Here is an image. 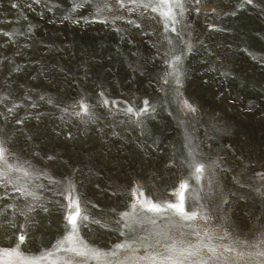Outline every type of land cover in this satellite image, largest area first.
I'll list each match as a JSON object with an SVG mask.
<instances>
[{
	"label": "rangeland",
	"instance_id": "374dc122",
	"mask_svg": "<svg viewBox=\"0 0 264 264\" xmlns=\"http://www.w3.org/2000/svg\"><path fill=\"white\" fill-rule=\"evenodd\" d=\"M173 12L0 0V249L23 235L40 264H264V0ZM183 181L196 219L141 207ZM73 197L89 217L74 246L99 259L55 247Z\"/></svg>",
	"mask_w": 264,
	"mask_h": 264
},
{
	"label": "snow or ice",
	"instance_id": "6c2138e0",
	"mask_svg": "<svg viewBox=\"0 0 264 264\" xmlns=\"http://www.w3.org/2000/svg\"><path fill=\"white\" fill-rule=\"evenodd\" d=\"M118 2L123 3V0H118ZM132 3L142 5L145 8L151 7L153 11H158L159 14L165 18L173 19L174 20V12L173 7L180 8L183 5V0H131ZM195 2L198 4L200 3V0H195ZM248 3H251L252 0H247ZM79 6V5H77ZM179 59V58H177ZM178 82V81H177ZM147 103V102H145ZM185 107L189 108L191 111H195V109H192L190 105H187L185 103ZM81 108L83 111H87L86 107L84 105H81ZM127 111L129 113L132 112L131 108H128ZM6 149L0 145V160L4 159ZM194 172L199 174L204 171V165H193ZM28 173H25L27 175ZM2 172H0V176H2ZM197 179H199V176H197ZM189 185L187 181H183L179 184L178 189L176 190L175 195L177 196V202L175 203H167L166 205H161L157 203H153L151 201H141V207L143 209H146L149 212L153 213H161L164 211L171 210L173 214L180 216L182 219L185 220H194L196 219L197 213L196 212H187L185 210V192L188 190ZM28 195H32V193H27ZM133 197H143V192L140 191L137 193V190H133L132 192ZM70 210L68 215L65 216L66 220V228H69V233L63 240H60L57 242V245L55 246L57 250L64 249L69 252H73L78 256H87L91 255L92 258L99 259L102 255L98 251H94L92 249H85L83 246L81 248H77L74 245L79 243L78 240V222L87 221L89 217L84 214L80 208L79 200L77 198H72V202L67 206ZM133 208H135V204L133 205ZM125 216L128 214L125 213ZM95 223H99V221H94ZM155 221H153L154 223ZM25 237L23 235H20L18 237V244L16 247L12 249H0V264H6L5 261H3L2 257L8 256L11 258L13 255L17 257V264H40L41 260L46 259V257L41 256L39 258L35 257H24L23 254L19 252V244H22L24 242ZM65 245H69V247L65 248ZM128 247L126 244H119L116 245V249H121ZM116 252L114 251L112 255H115ZM264 254V253H262ZM51 255V253H49ZM165 262L171 261V264H183V261L173 260L171 256L165 257ZM68 264H71V261H68Z\"/></svg>",
	"mask_w": 264,
	"mask_h": 264
}]
</instances>
